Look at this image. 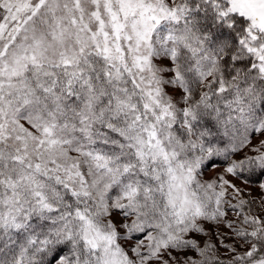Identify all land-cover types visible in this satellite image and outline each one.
Wrapping results in <instances>:
<instances>
[{
    "label": "snow or ice",
    "instance_id": "6c2138e0",
    "mask_svg": "<svg viewBox=\"0 0 264 264\" xmlns=\"http://www.w3.org/2000/svg\"><path fill=\"white\" fill-rule=\"evenodd\" d=\"M0 264H264V0H0Z\"/></svg>",
    "mask_w": 264,
    "mask_h": 264
},
{
    "label": "rangeland",
    "instance_id": "374dc122",
    "mask_svg": "<svg viewBox=\"0 0 264 264\" xmlns=\"http://www.w3.org/2000/svg\"><path fill=\"white\" fill-rule=\"evenodd\" d=\"M237 183H239V182L237 181ZM253 194H255V192Z\"/></svg>",
    "mask_w": 264,
    "mask_h": 264
}]
</instances>
